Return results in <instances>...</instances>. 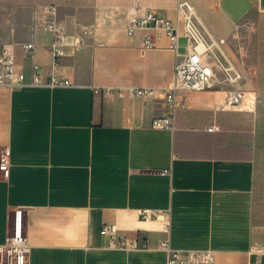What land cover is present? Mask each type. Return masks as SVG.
Segmentation results:
<instances>
[{"label":"crops","instance_id":"1","mask_svg":"<svg viewBox=\"0 0 264 264\" xmlns=\"http://www.w3.org/2000/svg\"><path fill=\"white\" fill-rule=\"evenodd\" d=\"M2 1L11 21L0 46L25 80L0 85V246L20 220L27 264H168L163 242L214 258L190 264H264V0ZM50 6L81 41L56 66L42 20ZM148 10L208 42L253 30L258 111L230 125V113L217 111L225 91L192 92L175 129L154 126L178 58L163 30L128 32ZM51 74L68 85H47ZM140 88L156 94L130 91ZM104 225L139 247H108Z\"/></svg>","mask_w":264,"mask_h":264},{"label":"built area","instance_id":"2","mask_svg":"<svg viewBox=\"0 0 264 264\" xmlns=\"http://www.w3.org/2000/svg\"><path fill=\"white\" fill-rule=\"evenodd\" d=\"M136 4L144 0H133ZM190 8V7H189ZM46 30L52 35L51 54L54 65L58 64V59L69 45L78 46L81 41L77 37L70 36L65 25L59 18L55 6H50L47 13L42 18ZM142 28L163 30L169 39V49L173 51L178 61L175 66L174 77L171 84L162 90L167 105L162 116L154 121V126L161 128L175 129V116L179 109H182L184 94L192 92L217 91V74L221 72L224 76V84L231 89L224 90L227 94L225 102L218 105L217 111L227 109H242L249 104L246 91L240 87V82L244 78L243 72L229 59L223 49L224 40L208 42L202 38L191 24L183 28L179 27L178 21L175 23L157 13L148 10L142 15L131 17L128 32L134 34ZM182 40L185 44L182 46ZM154 44L151 37L145 40V48H152ZM181 47L184 49L181 52ZM26 52H33L35 45L27 42L23 45ZM35 74L32 82H40L42 76L39 74V66H33ZM25 73L18 72L15 59L6 47L0 46V85L9 84L13 87H20L24 84ZM47 85H68L55 74L48 77ZM110 91V90H109ZM131 93L154 97L156 89L140 88L131 89ZM220 127L213 125L207 128L209 132L217 131ZM169 173V172H166ZM142 217L147 219L150 216L148 210L141 212ZM108 247H118L120 249L138 248V244L133 246L119 234L116 225H104L101 230ZM162 248L168 253V264H190L199 257L207 262L214 260L210 252L199 254L190 252L183 254V251L173 249L169 242H163ZM0 254H4L8 264H27L28 242L23 233L20 220H16L15 227L6 243L0 246Z\"/></svg>","mask_w":264,"mask_h":264},{"label":"rangeland","instance_id":"3","mask_svg":"<svg viewBox=\"0 0 264 264\" xmlns=\"http://www.w3.org/2000/svg\"><path fill=\"white\" fill-rule=\"evenodd\" d=\"M6 3H3L0 0V27H3L6 24H10V16L7 15L6 10H8ZM254 18L257 20V15ZM12 24V23H11ZM256 36L253 30L249 29L247 26L241 25L238 29L236 37L230 40H226L222 45L227 57L238 67L244 74V78L240 82V87L246 91L247 98L250 101L249 104L245 105L242 109H227L225 111L219 112H229L230 113V125L242 124L243 118L248 120L249 114L253 111L256 113L259 109V95L256 93V90L252 85V80L249 78L250 72L253 74L254 71H257L255 63V45H256ZM229 55V56H228ZM217 91H224L231 89V87L224 84V76L221 72L217 74Z\"/></svg>","mask_w":264,"mask_h":264}]
</instances>
